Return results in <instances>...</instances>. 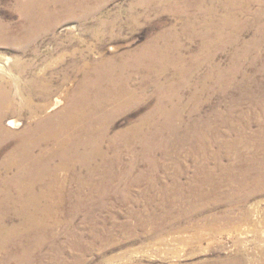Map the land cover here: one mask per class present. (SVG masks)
I'll use <instances>...</instances> for the list:
<instances>
[{
    "label": "rangeland",
    "instance_id": "1",
    "mask_svg": "<svg viewBox=\"0 0 264 264\" xmlns=\"http://www.w3.org/2000/svg\"><path fill=\"white\" fill-rule=\"evenodd\" d=\"M204 1L91 2L25 42L0 0V83L46 106L4 111L0 264H264V0ZM75 107L69 144L17 153Z\"/></svg>",
    "mask_w": 264,
    "mask_h": 264
},
{
    "label": "bare ground",
    "instance_id": "2",
    "mask_svg": "<svg viewBox=\"0 0 264 264\" xmlns=\"http://www.w3.org/2000/svg\"><path fill=\"white\" fill-rule=\"evenodd\" d=\"M102 1L104 2V0H67L66 3L63 4L60 0H27L26 3H24V2L20 3L18 6H19L20 14L23 18L21 23L23 24V28L27 29L26 32L23 30L26 33L25 42H29L30 38L32 36H34V34H36L37 32L43 31L45 27L47 28V27L51 26V24L48 23L49 17L54 16V17H56V19L58 18L59 21H62L63 17L61 18V16H62V14L65 15V13L67 14L66 18L68 20H73V19L78 18V17L80 18V16L81 17L92 16V14H94L96 11H98L100 7L98 6L97 8H94V7L90 6L91 2L97 3V2H102ZM141 1H144L147 4L148 3L151 4V3L156 2L158 0H141ZM88 2H90V3L88 6H86V4ZM169 2H167V3L169 4ZM175 3H176V1H175ZM201 3H203V2H201ZM51 8H53V9L51 10ZM179 10H180V8H179ZM210 10L212 11L213 9H210ZM184 11H186V10H184ZM206 11L208 12L207 9H206ZM178 15L180 16V14H178ZM66 18L64 20H67ZM58 19H57V21H58ZM191 19H193V18H191ZM189 23H190V21H189ZM55 25L56 24H54V26ZM219 26H221V24ZM20 42H22L21 39H20ZM14 43H17V37L15 36V34L10 32L8 30V28H6L5 26H1V23H0V45L1 44L12 45ZM138 59H139V56H138ZM81 86H82V84H81ZM81 86L77 91L78 97H79L80 93L86 94L88 91V88H89V87L85 86V91L83 92V89L80 90ZM9 87H11L12 89H16L17 91L15 93H12L10 90H8ZM40 87L41 86L38 85L37 81L31 83L29 86V88H31V89H35V90L39 89L42 92L40 95V98H42L44 101L49 100L50 92H49V89L47 88V85L45 86V88H40ZM16 96H18L19 98H21V97L25 98V99L21 100L20 105H18L16 103L17 102ZM33 98H34V96L32 94H30L29 92H28V94L25 93V90L23 89L22 85L16 79L13 80V82L9 83L8 85H2L0 83V132L1 133L3 132L0 135L1 139L6 138V136H7V134L4 132V130H3L4 128L2 126L3 122L5 120V112H4L5 110H11V108H13V110H11V112L17 113L18 116L24 115V113H29L31 115H34V114H43L45 112L46 106H38L33 110V106H32ZM76 104L77 103L75 102L74 105H76ZM82 108H84V107H82ZM76 109H77V107L72 109V111L70 113L71 115H70L69 122H67V126L64 129L62 128V130H63L62 135L65 137H60L57 133L52 134L48 130L43 131V121L39 120L37 122L36 126L30 127V129L27 131L28 133L24 137L23 142H22L23 146L20 150L17 151V153L26 155L25 156L26 159L31 158L32 154L35 151H37L38 148H42L43 146H45L46 143L48 144L50 142V140H53L58 145H60V146L62 145L63 147H65L67 144H69L71 142V138H75L74 134L76 132H70L69 129L70 128H71V130H74V128L78 129L81 126V124L79 122H81L86 117V113H81V115L79 117H77L75 112H74V110H76ZM11 126L16 127L17 123L12 122ZM19 170H22V169H19ZM48 190L51 191V188H48ZM3 244H2V246H3Z\"/></svg>",
    "mask_w": 264,
    "mask_h": 264
}]
</instances>
